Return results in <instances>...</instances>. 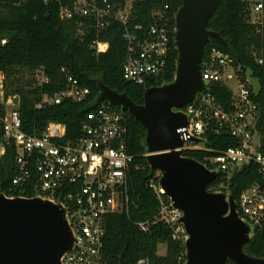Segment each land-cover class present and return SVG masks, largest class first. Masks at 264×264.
Instances as JSON below:
<instances>
[{
  "label": "trees",
  "instance_id": "obj_1",
  "mask_svg": "<svg viewBox=\"0 0 264 264\" xmlns=\"http://www.w3.org/2000/svg\"><path fill=\"white\" fill-rule=\"evenodd\" d=\"M73 0H0V39H6L0 45V72L4 76L3 97L18 96L19 112L23 130L28 134H40L49 122L65 126L66 139L73 140L81 135L82 124L87 114L96 110L106 101L95 103L98 88L95 82L101 77L104 84L120 93L126 92L136 103L142 104L144 91L152 86L170 83L175 74L177 51L173 38L167 57L164 74L157 80L149 81L145 86L125 81L122 77V63L127 43L123 38L124 26L110 22L103 30L93 26L83 29L79 35V20H61L60 9L70 7ZM113 5H122L125 0H108ZM252 0H222L208 21L207 29L217 32L224 39L220 43L210 39L204 47L203 60L212 49H218L230 55L235 65L243 71L249 70L258 85L256 101L260 115L256 124L259 150L264 155V0L263 24L258 31L249 21ZM168 4V24L173 37L175 15L181 5L180 0H133L131 20L128 25L145 28L151 21V12L162 9ZM90 25L91 21H85ZM98 39L108 43L105 53L95 55L92 41ZM257 60H261L258 63ZM67 69L79 81V85L88 88L90 93L80 102L63 100L59 104L37 105L43 96H52L65 88V79L60 72ZM42 69L48 78L47 84H38L35 73ZM27 74V77L23 76ZM216 101L229 109L231 93L222 84L210 86ZM120 111L126 120L125 144L132 156L127 178V205L118 213L108 214L105 222L103 258L106 264H137L146 260L148 264H184V240L174 238V229L159 220L160 202L152 185L158 186V172H151L145 147V128L120 107L111 105ZM5 108L0 103V142L4 153L0 156V193L8 197L33 196V183L21 188L12 185L16 174L14 159L15 147L3 140L1 118ZM205 147L202 150H185L182 155L203 162L204 157L217 155L229 147L237 145V140L228 132L205 134ZM254 184L264 188V174L256 164L251 163L234 172L228 179L218 173L217 179L208 186L210 192H223L238 200L240 194ZM168 203L165 194L161 195ZM144 223L148 229L142 231L138 224ZM165 245V255L158 254V246ZM244 251L252 256L264 258V223L255 228L250 243ZM231 264V263H228Z\"/></svg>",
  "mask_w": 264,
  "mask_h": 264
},
{
  "label": "built area",
  "instance_id": "obj_2",
  "mask_svg": "<svg viewBox=\"0 0 264 264\" xmlns=\"http://www.w3.org/2000/svg\"><path fill=\"white\" fill-rule=\"evenodd\" d=\"M132 2L113 5L108 0H73L70 7L60 9L61 20L78 19L80 31L87 26L96 30L105 29L110 22L124 26L123 38L127 43L122 77L125 81L146 85L159 79L165 72L170 50L171 29L168 24V4L151 12L152 23L145 28L134 26L129 30ZM261 0H252L249 23L259 31L263 24ZM91 21L87 25L85 21ZM175 33V26L173 28ZM6 39H0L4 45ZM175 44V43H174ZM91 48L95 55L105 53L108 43L95 39ZM261 63V60H257ZM65 79V88L52 96H43L37 107L44 104H59L63 100L80 102L90 91L64 67L60 69ZM204 90L182 107L187 125L179 128L185 150H202L205 134L209 131L228 132L237 140V145L213 156L204 157L209 170L225 174L228 179L243 166L254 163L264 174V155L259 150L256 124L260 107L256 101L258 86L249 70L243 71L234 59L218 49H212L201 61ZM38 84H47L48 78L42 69L35 73ZM4 76L0 72V95L3 92ZM222 84L231 93L229 109H224L211 93L210 86ZM233 84V88L231 85ZM153 87V86H152ZM150 88V87H149ZM8 98L1 118L3 140L16 149L14 163L16 174L11 183L21 188L33 183V196L59 203L66 209V218L73 232L71 249L60 258L61 264H106L103 258L106 216L121 212L127 205V178L132 156L125 144L126 120L120 111L109 103L101 104L87 114L82 124L81 135L66 139L65 126L49 122L40 134H28L23 130L17 106ZM8 106L10 108H8ZM191 139H200V143ZM4 153L0 142V156ZM160 174L158 173V179ZM158 195L160 211L158 219L174 229V238L186 240L182 225L178 223L181 212L161 198L159 185H152ZM228 196V194H227ZM240 218L251 230L264 223V188L254 184L244 190L235 200ZM142 231L148 229L138 224ZM137 264H148L141 260Z\"/></svg>",
  "mask_w": 264,
  "mask_h": 264
},
{
  "label": "water",
  "instance_id": "obj_3",
  "mask_svg": "<svg viewBox=\"0 0 264 264\" xmlns=\"http://www.w3.org/2000/svg\"><path fill=\"white\" fill-rule=\"evenodd\" d=\"M180 2L175 15L173 80L147 88L142 104H136L126 92L111 89L97 77L94 102L120 107L145 128L149 168L160 174V189L182 214L178 223L187 236L184 264H264V258L244 251L251 230L240 218L233 196L208 190L218 173L181 154L184 142L177 130L187 125V117L179 110L204 90L201 61L205 45L210 39L220 43L224 39L207 29L222 0ZM12 104L19 105L18 96L12 98ZM73 240L61 204L0 193V264H61L60 258L71 249ZM119 264H124L123 258Z\"/></svg>",
  "mask_w": 264,
  "mask_h": 264
},
{
  "label": "rangeland",
  "instance_id": "obj_4",
  "mask_svg": "<svg viewBox=\"0 0 264 264\" xmlns=\"http://www.w3.org/2000/svg\"><path fill=\"white\" fill-rule=\"evenodd\" d=\"M132 1H133V0H126V2L129 3V4H130ZM78 34H79V35L83 34V31H80V30H79V31H78ZM23 76H24V77H27V74L23 73ZM254 84L257 85V83H254ZM257 86H258V85H257ZM231 87H232V88L234 87L233 84L231 85ZM2 94H3V92H2ZM13 97H14V96H13ZM8 98H11V97H8ZM8 98H7V99H8ZM7 99H6V100H7ZM2 100H4V102L6 101V100L4 99V97H3V95H2V96L0 95V103L2 102ZM8 108H10V107L8 106ZM165 252H166V246H165V245H159V246H158V254H159V255H165Z\"/></svg>",
  "mask_w": 264,
  "mask_h": 264
}]
</instances>
